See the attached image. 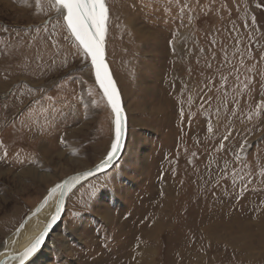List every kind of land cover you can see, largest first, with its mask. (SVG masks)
Returning a JSON list of instances; mask_svg holds the SVG:
<instances>
[{"label":"rangeland","instance_id":"obj_1","mask_svg":"<svg viewBox=\"0 0 264 264\" xmlns=\"http://www.w3.org/2000/svg\"><path fill=\"white\" fill-rule=\"evenodd\" d=\"M105 4L126 145L25 264H264V0ZM62 17L54 0H0V246L113 141Z\"/></svg>","mask_w":264,"mask_h":264},{"label":"water","instance_id":"obj_2","mask_svg":"<svg viewBox=\"0 0 264 264\" xmlns=\"http://www.w3.org/2000/svg\"><path fill=\"white\" fill-rule=\"evenodd\" d=\"M63 10V22L72 39L86 55L93 81L113 115V141L107 154L87 169L73 172L49 186L0 246V264H25L47 241L62 218L68 196L81 184L108 171L122 156L127 139V115L121 92L106 59L104 38L107 22L105 0H54ZM43 227L26 246L20 236L36 218Z\"/></svg>","mask_w":264,"mask_h":264},{"label":"bare ground","instance_id":"obj_3","mask_svg":"<svg viewBox=\"0 0 264 264\" xmlns=\"http://www.w3.org/2000/svg\"><path fill=\"white\" fill-rule=\"evenodd\" d=\"M91 167V166H90ZM89 168V167H88ZM87 169V168H85ZM69 197V196H68ZM68 199V198H67ZM44 220H42L41 218H36L34 219L32 222H30L26 228H25V232L23 233V235L20 236L19 242L21 243L20 247L26 246L27 244H29L33 238L37 235L38 231L43 227V222ZM53 232V231H52ZM51 232V233H52ZM24 241V242H23ZM47 242V241H46ZM45 242V243H46ZM47 244V243H46ZM2 247V246H1ZM0 247V248H1ZM45 247H42V249H44ZM40 249V250H42ZM39 252V251H37ZM36 252V253H37ZM29 262V261H28Z\"/></svg>","mask_w":264,"mask_h":264}]
</instances>
